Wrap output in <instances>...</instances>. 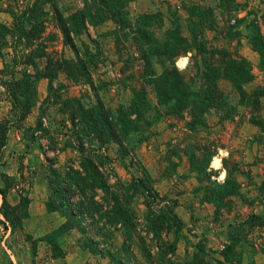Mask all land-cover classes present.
<instances>
[{
	"label": "rangeland",
	"instance_id": "obj_1",
	"mask_svg": "<svg viewBox=\"0 0 264 264\" xmlns=\"http://www.w3.org/2000/svg\"><path fill=\"white\" fill-rule=\"evenodd\" d=\"M86 1L92 0H0V23L10 29L0 32V118L11 115L3 81L75 58L52 6L68 15ZM125 11V23L109 19L88 25L73 38L82 57L88 51L93 84L72 82L59 72L55 91L45 101L48 80L43 78L30 113L10 125L0 164V187L7 188L10 206L3 207L6 218L0 194V264H45L46 257L58 254L50 240L59 243L63 235L52 230L35 238L30 232L40 225L29 219V195L46 203L51 161L60 172L78 167V140L64 99L79 98L86 107L102 100L114 110L129 105L137 91L146 97L138 129L123 139V148L111 142L100 150L110 159L101 167L107 183L128 192L120 199L129 222L103 219L100 232L93 218L84 217L86 230L74 226L69 231L66 264L74 258L76 264H179L194 258L215 264L228 245L230 264H264V61L255 51L258 36L264 39V0H131ZM15 17L23 19L26 35L14 30ZM166 47L173 51L171 58ZM203 47L216 53L200 51ZM240 57L250 64V79L238 90L219 78L224 98L219 108L202 109L200 101V107L170 113L168 104L160 103L154 80L172 64L199 88L207 82L202 72L209 63L222 72L228 58ZM39 116L45 131L33 130ZM226 179L237 187H221ZM229 190L237 192L227 195ZM21 195L28 197L26 205L20 204ZM94 197L102 210L110 209L111 199L100 190ZM178 205L186 221L175 211ZM168 210L177 214L179 228L162 231L165 241H175L174 253L162 255L164 248L147 231L146 219L152 211ZM57 214L56 221L62 217Z\"/></svg>",
	"mask_w": 264,
	"mask_h": 264
},
{
	"label": "trees",
	"instance_id": "obj_2",
	"mask_svg": "<svg viewBox=\"0 0 264 264\" xmlns=\"http://www.w3.org/2000/svg\"><path fill=\"white\" fill-rule=\"evenodd\" d=\"M130 1L131 0L86 1L82 8L68 15H64L57 6H52L54 17L59 24L64 42L72 48L75 53V58L70 59L63 57L45 71L36 70L34 73L24 71L20 78L12 77L7 81H3V84L6 86L7 96L11 103V115L9 118H0V164L3 162L4 147L7 142L10 125L23 121L30 113V110L34 107L36 102V85L41 79L46 78L48 80L45 101H48L51 92L55 91L53 81L57 78L59 72H63L66 78L72 82L83 79L93 84L89 71L88 51H86V57H82L79 54L73 38L85 31L88 25L95 27L109 19L116 23H125L127 20L125 7ZM226 1L234 3V0ZM35 11H37L36 8H32L31 12L34 13ZM15 18L17 19L14 22V30L21 35L24 33V21L20 17ZM242 21L243 19H239L238 23ZM6 30L10 29L0 23V32L4 33ZM24 34L26 35V33ZM0 37L2 38V35H0ZM258 37L257 43L259 45L255 47V51L259 53L262 61H264V39L261 35ZM200 51L208 52L210 55L216 53L215 50H207L204 47ZM164 53L167 54L166 58H171L173 51H170L169 47H166ZM206 59L204 61H206ZM146 63H151L150 57L147 58L146 56ZM207 68L208 70L206 72H202V77H204L207 82L199 88L192 84L186 74L180 72L174 64H172L169 69H166L161 77H158L159 79L156 77L157 79L154 81H157L159 84H157L158 86L156 87L158 99L160 103L168 104V112L180 113L185 109L196 106L200 107V101H204L201 103L202 109L219 108L222 106L221 101H224V98L219 87L216 85V81L223 77L229 80L232 85H236L237 89L240 90V85L247 82L251 76L250 64L243 57H240L239 60L228 58L222 72L215 63H209ZM59 86H62V84L59 83ZM64 101H66V105L69 106V118L78 140L75 146L78 154V167L69 165L64 172H60L52 167L51 164L53 162H50L48 175L50 194L48 195L45 206L47 211L57 212L65 218V221L54 229V232L62 236L66 233H70L69 231L74 226L80 227L84 231L86 227L82 226V221L86 216L95 220L96 228L100 232L103 231V226L105 224L103 219L108 223L128 224L129 216L127 214V209L122 205V202H124L123 199H120V196L126 197L128 192H117L107 183L101 167L108 164L110 159L107 155L101 153L100 150L103 149L104 145L111 142L118 143L123 148V139L130 131L138 129V124L144 116V107H146L144 92H135V96L131 99L129 105H121L114 110L105 106L102 100H98L95 105L90 107H86L81 99L76 97L66 98ZM195 124L196 123H193L192 126ZM33 130H46L42 125V116L38 117L36 126ZM87 140H89L88 144ZM95 142H97V145L93 146ZM139 182L141 183V180H139ZM120 185L123 188V185ZM233 185L237 187V183H233V181L229 182V179H226L221 187H228L231 189L234 188ZM6 189V187H0L2 209L5 206L8 208L10 207L7 205ZM96 190H100L104 196L111 199L112 205L110 209L102 210L103 204L94 197ZM236 192V190H229L227 195H233ZM72 196L76 197L75 201H71ZM27 201L28 197L21 195L20 204L23 203L26 205ZM210 201L214 204L216 203L215 199ZM2 214L6 218H9V214L5 209L2 210ZM178 219L177 214L173 210H168L167 212L152 211L147 216L146 229L152 234L153 238L160 243L161 247L164 248L160 252L162 255L174 253L175 241H165L162 237V231L164 229H169L171 226H175L176 230H178ZM104 234L105 233H103V235ZM46 237H48V235ZM50 243L52 248H58V254L52 253V256L63 255V250L58 241L52 239ZM228 246H226L225 249L228 248ZM225 249L220 252L222 259H217L215 264H230V259ZM94 250V248L90 249L92 252ZM179 264H201V262L194 258Z\"/></svg>",
	"mask_w": 264,
	"mask_h": 264
},
{
	"label": "crops",
	"instance_id": "obj_3",
	"mask_svg": "<svg viewBox=\"0 0 264 264\" xmlns=\"http://www.w3.org/2000/svg\"><path fill=\"white\" fill-rule=\"evenodd\" d=\"M43 81V80H42ZM44 96V94L42 95ZM224 171L221 172V176H223ZM188 195L190 192L187 193ZM186 194V195H187ZM30 203H29V214H30V220L34 223L39 222L40 227H35L34 229H31L30 232L34 234L35 238L39 237L43 234H46L62 224L64 222L63 217H60L58 221L54 220L53 216L54 214H57L56 212H48L45 209V199L44 197L29 195ZM182 206H176L175 211L181 216L182 220L186 221L184 216H182ZM58 215V214H57ZM59 216V215H58ZM70 234L66 233L62 236L61 240H65L63 243L61 240L59 241L60 247L63 250V255L61 256H52L49 255L48 258L46 257V260H44L45 264H66V260L68 258V255L70 254V249L68 247V242L70 240ZM76 254V253H74ZM74 256V255H71ZM73 264H76V259L74 258Z\"/></svg>",
	"mask_w": 264,
	"mask_h": 264
}]
</instances>
